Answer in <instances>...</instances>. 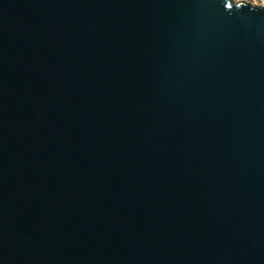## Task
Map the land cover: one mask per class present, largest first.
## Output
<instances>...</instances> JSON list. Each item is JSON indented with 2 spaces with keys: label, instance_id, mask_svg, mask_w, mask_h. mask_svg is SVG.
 Masks as SVG:
<instances>
[{
  "label": "water",
  "instance_id": "1",
  "mask_svg": "<svg viewBox=\"0 0 264 264\" xmlns=\"http://www.w3.org/2000/svg\"><path fill=\"white\" fill-rule=\"evenodd\" d=\"M0 264H264V6L0 0Z\"/></svg>",
  "mask_w": 264,
  "mask_h": 264
},
{
  "label": "rangeland",
  "instance_id": "2",
  "mask_svg": "<svg viewBox=\"0 0 264 264\" xmlns=\"http://www.w3.org/2000/svg\"><path fill=\"white\" fill-rule=\"evenodd\" d=\"M233 1H234V2H238V1H246V2H249V3H251V4L264 6V0H233Z\"/></svg>",
  "mask_w": 264,
  "mask_h": 264
}]
</instances>
